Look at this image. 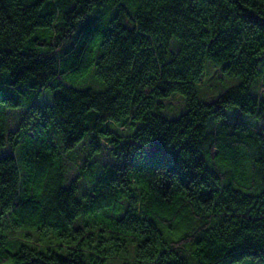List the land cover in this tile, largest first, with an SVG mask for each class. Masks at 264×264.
I'll list each match as a JSON object with an SVG mask.
<instances>
[{"label": "trees", "instance_id": "obj_1", "mask_svg": "<svg viewBox=\"0 0 264 264\" xmlns=\"http://www.w3.org/2000/svg\"><path fill=\"white\" fill-rule=\"evenodd\" d=\"M259 88L264 0H0V264H264Z\"/></svg>", "mask_w": 264, "mask_h": 264}, {"label": "rangeland", "instance_id": "obj_2", "mask_svg": "<svg viewBox=\"0 0 264 264\" xmlns=\"http://www.w3.org/2000/svg\"><path fill=\"white\" fill-rule=\"evenodd\" d=\"M230 84L231 82L229 80L222 78L220 72L217 69H215L214 67H209V69L206 72L204 81L202 82V85L200 86V93L206 99H211L217 93L222 91L225 86H228ZM259 87L261 86L259 85ZM258 92L264 93V88H259ZM177 105H178V99L173 98L172 106L176 107ZM21 113L22 112L20 109L17 111L9 112V117L11 118V122L13 124L12 127L16 126V119L17 117H19ZM101 146H102L101 153L95 156L92 160L90 158H87L88 146L86 145V143H84L83 145H80L72 154H70V157L66 159L67 181H71L74 178V176L77 174L78 168L81 167V165L84 163L89 164V162L94 161L96 162L97 165H99V164H105L111 161L110 148L108 144L105 141H102ZM81 185L84 187L86 186L83 182L80 184V186ZM14 233L17 234L18 232H14Z\"/></svg>", "mask_w": 264, "mask_h": 264}]
</instances>
